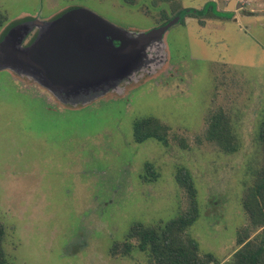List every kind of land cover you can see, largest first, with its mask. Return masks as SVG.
I'll return each mask as SVG.
<instances>
[{"label": "rangeland", "instance_id": "obj_1", "mask_svg": "<svg viewBox=\"0 0 264 264\" xmlns=\"http://www.w3.org/2000/svg\"><path fill=\"white\" fill-rule=\"evenodd\" d=\"M210 6L216 17L186 16L166 31L154 73L87 104L59 103L32 79L0 69V222L11 264H148L144 252L113 256L111 247L133 223L156 225L188 208L176 181L182 168L198 208L187 234L200 254L231 257L247 224L243 196L263 162L264 0H0V35L73 7L146 31L182 8ZM218 109L236 137L232 152L205 135ZM144 117L169 127L166 145L133 140V122Z\"/></svg>", "mask_w": 264, "mask_h": 264}, {"label": "water", "instance_id": "obj_2", "mask_svg": "<svg viewBox=\"0 0 264 264\" xmlns=\"http://www.w3.org/2000/svg\"><path fill=\"white\" fill-rule=\"evenodd\" d=\"M192 11L184 8L146 31L116 25L86 7L69 8L47 21L23 20L0 38V69L32 79L62 103L87 104L144 72L154 73L153 64L165 60L164 34Z\"/></svg>", "mask_w": 264, "mask_h": 264}, {"label": "trees", "instance_id": "obj_3", "mask_svg": "<svg viewBox=\"0 0 264 264\" xmlns=\"http://www.w3.org/2000/svg\"><path fill=\"white\" fill-rule=\"evenodd\" d=\"M211 8L212 6L207 9L190 8L193 11L184 17H194L199 22L204 18L216 17ZM183 19L180 22H183ZM4 32L1 33L0 38ZM132 129L133 140L137 143L148 138H154L165 145L168 143L169 127L154 117L136 119ZM205 135L209 141L216 143L226 152L236 149V137L230 128L227 115L221 109L209 115ZM258 139L263 151V162L256 171L252 185L243 196L242 206L247 224L238 230L237 248L229 259L220 262L211 253L200 254L197 241L186 232L197 219L198 208L193 181L184 168L177 171L176 181L185 190L188 208L173 219L156 225L133 223L124 241L120 244L114 243L110 253L113 256H126L133 250H138L147 255L148 264H264V115L260 123ZM146 168L154 178L151 166L146 164ZM259 228L261 229L258 230ZM4 235L5 229L0 222V264H11L3 249Z\"/></svg>", "mask_w": 264, "mask_h": 264}, {"label": "flooded vegetation", "instance_id": "obj_4", "mask_svg": "<svg viewBox=\"0 0 264 264\" xmlns=\"http://www.w3.org/2000/svg\"><path fill=\"white\" fill-rule=\"evenodd\" d=\"M47 91V90H46ZM48 92V91H47ZM41 94H42V92H41ZM50 94V93H49ZM45 95V94H42L43 95V97L45 98V100H47V101H49L50 102V100L51 101H53L54 102V97L50 94V95ZM56 100V99H55ZM57 101V100H56ZM59 103H61V102H59ZM58 107H65V108H67V107H69V106H67V105H64V104H57V103H55Z\"/></svg>", "mask_w": 264, "mask_h": 264}]
</instances>
